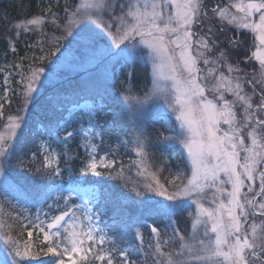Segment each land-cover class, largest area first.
Here are the masks:
<instances>
[{"label": "snow or ice", "instance_id": "obj_1", "mask_svg": "<svg viewBox=\"0 0 264 264\" xmlns=\"http://www.w3.org/2000/svg\"><path fill=\"white\" fill-rule=\"evenodd\" d=\"M169 4L175 5L174 15L164 11ZM237 7L249 21L254 14H259L258 22L246 23L243 27L259 33L260 47L253 56L264 67V0H248L247 3L241 0ZM141 8H151V11H141ZM99 11H106L112 17V23L107 27L108 29L115 27L119 35L118 39L117 36H111L115 48L119 49L126 42L139 36L152 48L154 56L159 57L162 62H167L171 76H166L165 79L171 78L173 84L170 87L161 85L159 91L169 100V107L177 113L176 119L181 122V127L186 128L189 133L186 147L191 155L193 168L187 185L177 186L172 191L163 185L158 189H149L171 201L193 199L198 206V214L191 225L193 230L191 239L194 243L179 244L180 250L169 254L172 259L168 264H264V143L260 142L264 141V81L257 82L254 75L247 73L243 77H234L236 81L243 80L252 90L251 96L242 95L244 89L241 83H234L221 73L220 82L211 88L212 98L209 99L205 95V88L198 80L197 73L200 71L196 67L198 61L196 56L192 55L193 37H197V45L202 46L205 51H210L211 47L215 46L216 33L212 28L208 29L207 36H199L198 33L191 31L193 27H200L207 18L203 0H160V3L151 4L147 0L143 4L140 0L135 4H130L128 0H101L97 7V12ZM210 11L213 17L218 15L221 21L228 20L226 9L220 8L219 5ZM125 18L134 23L125 25ZM88 21H91V16L85 14L74 33L66 30V34L71 37L69 41H74L76 47L71 49L68 55L61 53L58 56L63 64L83 66L75 64L76 58L80 56L88 65L98 64L111 54L110 50L100 48L98 36L83 29L82 26ZM42 22L41 18L31 20L28 24ZM173 24L175 26H170ZM16 27L19 28L21 25ZM103 28L101 25L102 30ZM168 33L172 36L166 39ZM173 44L175 48L170 47ZM177 48L178 60L175 58ZM197 53L203 57V52H200L199 48ZM224 55L225 53L221 52V56ZM203 63L207 65L209 60L204 59ZM212 71L209 69L205 76ZM44 72L43 67L38 68L33 74L32 82L26 85V104L31 103ZM184 72L187 73L186 76L183 75ZM172 89L175 90L174 98ZM226 94H230L234 99H227ZM254 97L258 98V102L253 103ZM67 98L64 93H56L49 104L54 111H58ZM237 107L243 110L239 119L235 110ZM98 109L103 110L102 99ZM17 119L23 121V117ZM87 124V128L83 126L80 128L85 139L102 140L101 134L95 131L97 121L94 114H89ZM16 127L20 125L17 124ZM74 135L75 131H68L66 137L72 138ZM166 138L168 137H164ZM246 138H250L251 146L246 144ZM6 153L0 152V157ZM2 166L0 164V167ZM90 167L95 171L97 165L93 163ZM257 184L258 191L255 190ZM245 188L247 192L244 191ZM136 194L141 196L145 193ZM202 201H209L211 206L205 207ZM51 207L57 208V205L53 204ZM47 215L46 213V218ZM100 216V212H92L89 209L88 224L85 226L87 232L84 233L89 240L93 239V217L99 221ZM257 217L260 219L259 233ZM74 218L75 212L69 211L67 204L63 209H58V214L52 215L47 225L53 230L51 235L59 238L63 225ZM40 231L44 232L45 240H49V233L43 228ZM96 231L99 232L100 229L97 228ZM28 235L31 236L32 233L29 232ZM78 235L75 231L72 233V237ZM103 239L100 237L101 243ZM180 240L183 241L184 237L181 236ZM50 243L55 246L48 247L47 252L53 254L54 264H65L61 258L64 253L70 252L74 256L88 251L78 247L83 242L77 238L72 239L71 247H65L59 253L57 252L59 245H56L55 240H51ZM15 255L20 254L17 252ZM73 256H69L71 264H78ZM98 259L103 260L104 257L99 256ZM120 260L124 264H130L128 255L123 252L120 254Z\"/></svg>", "mask_w": 264, "mask_h": 264}, {"label": "trees", "instance_id": "obj_2", "mask_svg": "<svg viewBox=\"0 0 264 264\" xmlns=\"http://www.w3.org/2000/svg\"><path fill=\"white\" fill-rule=\"evenodd\" d=\"M78 4L77 0H0V87L2 90L5 85L10 87L8 100L2 102L0 130L8 124L12 115L25 111L30 105L25 103V95L26 85L32 82L33 73L41 67L47 69L56 47L70 42L65 26L60 24L68 23L72 13L79 10ZM36 18H42L43 22L28 24ZM236 36L238 45H241L236 59L240 55L241 60L248 52L252 35L241 32ZM141 66L135 62L130 68H123L121 75H116L102 70L107 68V64L103 63L100 66L102 69H97L102 74L94 75V82L90 85L78 84L73 93L68 91L67 94H71L64 104L96 96H103L109 102L111 112L102 121L103 139L99 153L108 154L114 163L101 169L92 180L106 187L104 199L108 205L109 229L115 239L112 247L119 255L121 252L127 254L130 264H164L162 252H176L178 245L184 241L180 240L182 234L188 235L185 239L191 235L192 209L182 207L172 210V202H167L169 205L166 207L165 202L158 199L145 201L143 196L139 199L136 193L145 192L148 178L140 171L136 149L144 146L145 155L147 153L145 162L149 160L150 168L160 183L168 188L176 187V184L170 183L174 178L181 184L186 183L189 169L179 141H173L176 137L173 133L176 127L174 121L169 124L159 116L157 101H152L153 105L145 109L143 98H140L138 106V99L135 98L147 97L150 83L146 68ZM42 87L46 91L41 102H47V91L53 95L62 93L58 85L52 87L44 83ZM53 88L56 92L51 90ZM38 97H41L40 94ZM35 130L31 128L19 132L17 142L8 151L9 159L4 162L16 185L42 190L47 186L49 170L44 169L37 154L39 131ZM82 155L80 151L77 159L83 160ZM1 204L2 214L11 220L9 229L18 238L26 240L25 227L16 216L18 210L9 200L5 199ZM35 248L39 256L45 255L38 245ZM88 264L98 263L92 261ZM119 264L124 262L120 260Z\"/></svg>", "mask_w": 264, "mask_h": 264}, {"label": "rangeland", "instance_id": "obj_3", "mask_svg": "<svg viewBox=\"0 0 264 264\" xmlns=\"http://www.w3.org/2000/svg\"><path fill=\"white\" fill-rule=\"evenodd\" d=\"M79 2L78 8L75 12V14L72 13V16L69 17L68 23L60 24L61 26H65V30L67 32H75L76 28L79 26L82 17L87 14L91 16V21L85 22V24L82 26L84 30H87L94 35L99 37V43L100 48L102 50H110V55L107 56L104 59V63H107L110 67L112 63L114 62L116 66L119 64L122 65L125 63L128 64H134L135 62H139L143 67L146 68L147 74L150 79V83L147 86V97H136L135 99H138V106L140 107V98H143L145 109H148L150 106L153 105L152 101H157L159 109H162L164 112L171 113L174 117V122L177 126V129L173 130V133L176 134V137L172 136L173 141H179V145L182 147L183 153L185 155V161L187 163V167L190 170V174L188 176V179L186 180V183L181 185V181L177 182V179H172V184H176V187H184L187 185V181L191 179V172H192V160L191 155L188 152V149L186 147V141L189 139V133L187 132V129L184 127H181V122L176 119L177 113L169 107V100L164 97V94H162L159 91V87L161 85H168L169 87L173 84V80L171 78L165 79L166 76L170 77L171 72L167 65V62H162L159 57H156L153 55V50L149 45L141 40L139 36H137L134 40L128 41L125 44H123L119 49L115 48V42L111 39V36H117V39L119 38V35L116 31V28L113 27L112 29H108L107 25L112 23V17L111 15L104 14L105 11H99L97 12V7L100 5L101 0H77ZM130 4H135L137 0H128ZM145 0H140V3L143 4ZM149 4L151 3H160V0H147ZM241 2V0H203V4L205 6V10L207 12V18H205L204 23L200 27H193L191 31L198 33L199 36H207L208 29L212 28L213 31L216 33L215 39V46L211 47L210 51H205L202 46L197 45L196 39L197 37H193V46H192V55L196 56L197 58V65L196 67L200 69V71L197 73L198 80L202 84V86L205 88V95L209 97V99L212 98L211 95V88L213 85L220 82V74L223 73V76L228 80H233L234 83L239 82L241 83V87L244 89L243 94H247L249 96L252 95V90L248 85H245L246 83L241 81L234 80V77L240 76L243 77L246 73L252 74L255 77V80L257 82L264 81V67L261 66L260 61L256 59L255 56H253V53L257 51V49L260 47V41H259V33L253 31L251 28H245L243 27L244 24L250 23V22H258V16L259 14H254L252 17V20L249 21L245 18L244 13L240 12L237 5ZM244 3H247L248 0H243ZM219 5L220 8L226 9V15L228 16L227 21H221L220 17L217 15L213 17L212 12L210 9L215 8ZM83 11H81V10ZM159 10V9H158ZM141 11H147L150 12L151 8L143 9L141 8ZM166 13H170L172 15L175 14V5L169 4L168 7L164 9ZM211 18V19H208ZM235 18V19H233ZM41 18H36L34 20H40ZM107 22V23H106ZM128 23H134V21H131L129 18H125V25ZM38 25V24H37ZM101 25L104 26L103 30L101 29ZM68 26V27H66ZM175 26V24L170 25ZM64 30V29H63ZM241 32H245L251 36V42L248 47V52L245 53L244 57L242 59L238 58L236 59V55L238 53V50L241 49V45H238V43H233L235 41H238L236 39V34H240ZM66 34V31H65ZM67 35V34H66ZM172 36L171 33L166 34V39ZM247 36V35H245ZM174 38V36H173ZM71 39L70 36L67 35V40ZM233 41V42H230ZM76 44L74 41H70L68 44L64 45L63 47H56V50L54 53H52L53 57L50 59L51 61L47 65V69H44L45 72L43 73V76L41 77V80L39 82V86L36 89L35 93L32 96L31 107L34 108V105L37 104L38 101V95L42 93L43 84L48 83L49 85H52L53 83L59 82L64 79H68L67 76H75L79 72L86 73L90 69H94L96 66L95 63L87 64L85 59L80 56L77 57L75 60L76 65H83V66H68L62 63L60 58L58 56L61 55V53H64L65 55H68L70 53L71 49H75ZM171 48H175V45H170ZM197 48H199L200 52H203V57L199 56L197 53ZM221 52L225 53L224 56H221ZM175 58L179 59V49H176L175 52ZM207 59L209 60V64L205 65L203 63V60ZM242 62V63H241ZM117 63V64H116ZM9 67V66H8ZM256 67V68H255ZM213 70L211 74L205 76V73L208 72V70ZM229 69H239V71H229ZM4 70V69H3ZM65 74H62V73ZM34 74V73H33ZM62 74V75H61ZM184 76L187 75L186 72L183 73ZM33 75L31 76V78ZM251 78V76L249 77ZM31 83V82H30ZM34 87H36L35 84H33ZM27 91V89H26ZM173 92V98H174V92L175 90L172 89ZM10 93V89L8 86L5 85L4 90L0 88V112L2 108V102L4 100H8V95ZM226 98L229 100L234 99L233 96L230 94H226ZM101 101L99 102H93V101H86L78 106H74L70 109L68 113H66L63 121L62 126L64 128L70 129L72 126V130L75 131V134H77L80 138V143L83 146V148L86 150L87 154L89 155L87 163L84 165L83 170L81 171L80 177L76 176L75 174H72V168L68 165V159L67 156L69 155L68 149L66 147L60 146L62 143L61 139L57 136L53 138H49L45 140L42 143V153H43V160L45 162V165L52 170H54L56 173L59 174L60 182L58 185L54 188V195L53 200L50 203V205L46 208L42 204L33 205V203H27L20 199V193L12 192L11 190L7 189L9 185H12L13 182L10 181L6 174L3 173L2 167H0V200L3 199V193L6 194V197H10L11 199L15 200L16 203H20L21 209L23 210V214L21 218L22 225L24 226L25 221H29L32 225L27 229H25V234L27 238H32L35 235H39L41 238H37L38 241L41 244H44L48 242V246L43 247L40 249L42 252H44L46 255L52 254L47 252V248L50 246H55L50 243L51 240H55L56 245H59L57 252H62L65 247H71L72 239L77 238L80 241H82V245H78V247H82L83 249H87L88 251L75 254L73 256L72 253H64L61 258L64 259L65 264H71V261L69 260V256H73L74 259L77 260L78 264L86 259L88 255L93 252V250H99V248L104 251L102 253V256L108 258L110 256V252L106 249L105 245L109 242L110 238L107 233L106 228L103 226V214H105V209L103 205L100 203V191L97 187L94 186H87L84 185L83 179L87 174L95 173L98 171L99 168L103 167H109L113 165V160L108 157L107 155L97 158L96 151H97V145L96 141L98 139H92V140H86L83 133L80 132V128L83 126L84 128L88 127L87 121L89 118V114H96L98 109V106ZM258 102V98H253V103ZM105 103H103L104 107ZM31 107L25 112L24 115L21 114L22 111H19L12 115L10 119L8 120V124H6L3 129L0 130V152H5L6 155L3 157H0V164H4V166H7L4 161H7L10 157L7 156L8 151H10L11 147L14 146V144L17 142L16 138L19 134L20 130L23 128H26L27 126V119L31 118L30 123H34V121H37V117L40 115H34L31 112ZM162 107V108H160ZM138 110V109H137ZM237 118L239 119L242 115V108L237 107ZM104 111V109H103ZM1 115V113H0ZM21 115V116H20ZM2 116V115H1ZM18 117H23V121L18 120ZM1 118V117H0ZM36 123V124H37ZM19 124L20 127H16V125ZM39 124V123H38ZM30 127V126H29ZM96 131V130H95ZM250 131V130H249ZM98 133V132H97ZM66 137V135H65ZM261 143H264V141H260ZM246 144L248 146H251V140L250 138H246ZM137 158L139 159L137 161L138 166H140V171L144 172L143 176L146 174L147 180H146V187H145V194L138 196L139 199L144 198L145 201L154 200L157 201L161 200L164 201V205H169L167 202H172L173 206L171 209H179L182 208V206L188 202L192 207V218H191V225L194 223L195 217L198 214V206L195 204L193 199H180L177 201H171L167 200L158 194L153 193L150 191V188H159L161 185H163L164 188L168 189L169 191H172L174 188L167 187L163 183H160L159 178L154 174V171L150 168L151 164L149 163V160L145 162L147 159V153L145 155L144 146H138L136 149ZM241 155L243 156L244 153L242 152ZM95 163L97 165L95 171H93L90 167L91 164ZM64 164V167H63ZM69 168V171L65 172V169ZM255 190L258 191V184L255 186ZM245 192H247V189H244ZM210 195V193H209ZM249 198H251V194H249ZM259 199V198H257ZM204 203L205 207H210L211 204L209 201H202ZM53 204L57 205L58 209H63L65 205L67 204V208L69 211L75 212V218L73 220H70L67 224H64L63 227L60 229V236L59 238L53 237L51 235L52 229L48 228V224H44L42 222L48 221L50 222V218L52 215L58 214L57 212L53 214V208L51 207ZM2 207L3 205L0 204ZM54 208V209H57ZM89 209L92 210V212H100L101 216L99 221L96 220L95 217H93V239L89 240L87 235L84 233L87 232V228L85 227L88 224V214ZM48 214L47 218L45 217V214ZM11 220H8L5 215H1L0 213V229H2V232H4V235L0 236V264L1 259L4 260L8 259V264H19L20 260L23 259H30V260H37L40 259L41 256H39L37 251H35V247L33 246L32 241H26L24 239H21L19 237V241L15 240L13 235L10 233H7L8 231V225L10 224ZM251 223V220H250ZM257 224V232L259 233V225H260V219L257 217L256 219ZM43 228L45 232L49 233V240H45L44 238V232L40 231V229ZM100 229L99 232L96 231V229ZM190 236L185 239L187 236L182 234L184 237L183 243L187 244H193L194 240L191 239L193 235L192 227L190 226ZM78 233V237H72L73 232ZM31 232L32 235L29 236L28 233ZM1 234V232H0ZM9 238H7V236ZM100 237H103V242L101 243ZM25 238V237H24ZM101 246V247H99ZM35 248V249H33ZM21 250L23 252H21ZM180 249L178 248L177 251ZM176 251V252H177ZM17 252H19V256L15 255ZM169 252H162V257L165 259V263L168 264L169 260L172 259V257L169 256ZM111 261V260H110ZM109 263V262H108ZM164 263V264H165ZM111 264H113V261H111Z\"/></svg>", "mask_w": 264, "mask_h": 264}]
</instances>
